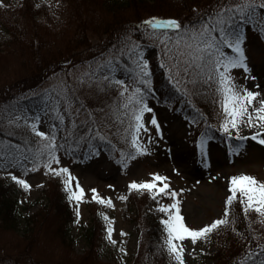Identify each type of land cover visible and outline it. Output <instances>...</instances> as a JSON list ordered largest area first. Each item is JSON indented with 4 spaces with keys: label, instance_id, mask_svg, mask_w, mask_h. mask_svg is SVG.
<instances>
[{
    "label": "rangeland",
    "instance_id": "rangeland-1",
    "mask_svg": "<svg viewBox=\"0 0 264 264\" xmlns=\"http://www.w3.org/2000/svg\"><path fill=\"white\" fill-rule=\"evenodd\" d=\"M3 1L8 4L19 2V0ZM36 1L41 7L40 19L42 23L49 27H56V30L50 32L49 39L44 37V47L50 50L64 48L70 36L69 28L65 25L66 1ZM244 27L245 29L247 27L248 30L249 24L245 23ZM2 33L0 30V35ZM26 34L32 37V30L28 28ZM102 38L104 39L106 36L91 34L93 42L102 41ZM244 44L251 72L236 68L232 70V73L238 86L246 85L252 90L261 92V96L257 98L258 102L259 99L264 98V45L256 34L246 37ZM9 49L0 43V101L14 91L17 92L25 88L37 90L55 82L54 79L39 80L35 72L30 71L27 65L34 64L28 61L27 52L19 44H12ZM144 51L145 58L149 61L158 57L155 48L144 49ZM225 51L231 52V49L225 46ZM73 55H65L64 59L55 65H80L81 55L79 53L75 57ZM166 61L170 63L169 58ZM56 68L51 69L47 76L52 74L55 77ZM70 73V76L57 74L59 76L58 92L65 94L63 88L66 83L67 92L75 91L80 98L90 99V102L86 100V110L82 112L80 105L71 104L66 99L61 100L64 112L59 109V113L55 111L57 105L51 103L50 100L43 107L42 112L37 113H34L30 106L22 104L4 110L0 102V142H2L3 134L5 136L18 135L24 137V142L30 152V155L26 154L25 160L23 158L25 166L21 169L16 164H8L0 145V161H3L0 174L6 179H12L10 174H15L28 179L29 183L33 185L31 189H28L29 193L22 198L23 209L18 218L14 221L4 219L3 224H0V264H159L153 257L148 254L144 255L140 251L141 227L130 216L133 206L128 207L129 195L134 190L129 188L132 180L151 179V174L155 172L169 176L173 189L184 190L179 191L181 213L185 222L191 227H202L225 215V208L229 206L227 197L231 194V176L247 173L264 180V144L260 143L259 139L253 138L256 133L264 135V130L258 126L241 125V135L248 138L244 141L239 140L237 146L224 145L222 141L206 136L207 155L205 156L201 154L199 147L200 137L203 134L201 133L202 125L196 124L179 108L147 100L153 112L145 113V123L148 124L149 131H142L140 136L150 151L146 154L132 156L127 168L123 163L116 162L107 154L96 151L94 148H91L89 156L74 158L67 156L65 151L60 146L58 147L57 155L60 163L53 162L52 166L68 167L73 176L78 178L80 184L85 188L83 201L77 203L71 200L75 210L79 207L80 216L69 223V232H66L60 214L51 213L52 211L41 213L42 206L49 203L44 188L51 187L57 197L65 193V198L69 199V193L66 191L62 175L48 172L42 164L33 170V163H38L37 149L40 147L41 138L32 131L31 123L34 122L35 117L39 116L37 126L40 130L47 131L53 124H59L64 137L66 134L75 135L78 131L74 127H70L71 121L69 119L59 121L60 115L86 118L89 113H93L95 105L102 99L101 90H104L109 84L108 81H103L99 89L89 88L87 84L79 87L74 84L69 85V81L76 84L81 82L79 77L86 73L84 64L78 69H71ZM114 75L120 77V73ZM251 77H255V79ZM131 78L126 75L121 79L130 85L135 82L138 86L137 72ZM62 81L64 83H61ZM181 83L186 85L183 80ZM256 85H259L258 89L255 87ZM152 115L156 116L160 124L159 131L155 125H151L149 122ZM54 118H57L59 123H55ZM147 137H151V141H148ZM59 140L60 137H57V144ZM126 146L133 149L130 154L135 152L131 143ZM233 149H238V151H233ZM32 158H34V162H31ZM52 181H57V184ZM73 183L75 185V180ZM110 185L114 187H110ZM92 188H96L102 196L112 197L115 207L100 204L93 199ZM138 191L142 197L145 193L152 196L148 191ZM122 195H126L127 200L121 199ZM174 199L170 196H161L152 202L151 207L158 217L167 218V213L160 212L158 206L161 202L172 203ZM91 212L101 215L106 226L108 221L105 219L104 213L115 218L116 231L113 232V236L118 243L112 244L107 239L106 232L94 246L96 251L89 254L90 244L84 236L83 227L90 223ZM254 214V220L250 226L244 225L243 230L239 231L235 237L230 231H225L217 237L215 231L209 235L207 241L203 238L195 244L190 238L183 241L186 249L185 264H234L239 258L237 253L242 251L241 257L245 255V250L248 247L264 245V217H260L256 212ZM121 229L126 235H120ZM226 229L233 231L231 220L225 227ZM121 247L125 248L126 252H121L119 250ZM164 249L168 256V264H179L169 254L167 247ZM228 249H233L237 253ZM217 251L221 252L218 258L209 255V253ZM237 262L235 264H240Z\"/></svg>",
    "mask_w": 264,
    "mask_h": 264
},
{
    "label": "trees",
    "instance_id": "trees-1",
    "mask_svg": "<svg viewBox=\"0 0 264 264\" xmlns=\"http://www.w3.org/2000/svg\"><path fill=\"white\" fill-rule=\"evenodd\" d=\"M65 1V25L69 28L70 36L64 48L54 50L44 47L43 43L44 37L49 39L50 32L56 30V27H49L42 23L40 19L41 7L38 6L36 0H19L15 4H8L3 1V5H0V30L3 32L0 35L1 45L9 49L12 44H19L27 52L28 61L34 64L27 65L30 71L35 72L39 80L54 79L55 81L48 87L38 88L37 90L25 88L8 94L0 101L4 110L22 104L30 106L34 113H37L42 112L43 107L48 102L51 101V103L57 105L58 101L59 109L64 112L61 100L66 99L65 97H67V102L80 105L81 112L86 110V100L90 102V99L80 98L75 91L66 92L64 95L58 92L59 76L57 74L70 76L71 69H78L84 64L86 72L96 73L95 78L85 76L83 82L76 84L69 81V85L74 84L79 87L87 84L89 88L96 87L98 89L103 81H106L101 77L109 75V73H112V75L120 73L121 78L126 75L133 78L136 75V65L133 63L136 59L135 54L132 55L131 59L125 54L122 56L121 61H114L115 68L104 64L102 65L104 70L96 72L99 63L107 61L111 55L115 54L116 50L123 48V37L130 34L131 39L142 44L144 49L155 48L158 53L157 58H152L149 61L151 74L148 78L151 83L143 84L138 81V86L148 91L146 99H153L158 103L170 104L176 109L179 108L184 115L196 124L202 125V130L208 135L222 136L220 124L224 113L220 106L221 97L216 90V85L213 83L209 86L203 80L198 79L195 84L186 83V85H183L181 83L188 90L187 94L182 92L171 82L166 68L161 64V59L167 62L166 59L169 58L168 55L163 53V45L158 40L153 41L148 38L145 26L142 23L152 16L176 17L181 19L182 22L194 21L197 17H203L211 12L222 0ZM223 2L226 3L227 0H223ZM235 2H238V0H233V3ZM248 22L251 23L252 32H258L264 42V7H257L255 17L248 19ZM238 23L243 28V21L238 20ZM28 28L32 30V37L26 34ZM147 30L151 31V27L148 26ZM159 31L169 30L161 29ZM91 34H99L100 36H106V38H102V41L99 42H93ZM77 53L81 55L79 58L80 65H55L58 61L64 59L65 55L74 54L75 57ZM54 67H57L56 73L54 72L55 77L52 74L47 76ZM120 77L117 78L121 79ZM101 93L102 99L95 105L93 113H89L86 118L63 116L64 119L71 121L70 127H74L78 131L77 134H66L64 137L60 126H58L59 124L56 125V135L60 137L58 145L65 151L67 156L83 158L90 154L91 148H94L101 152L104 151L109 157L118 162L123 158V153L130 154L133 152L132 148L126 146L131 140L129 124L133 122L130 108L123 107L126 102V95L120 94V86L115 83H109L104 90H101ZM125 112H127V115L124 114ZM63 120L59 119V121ZM53 121L59 123L57 118H54ZM213 125L215 127H212ZM47 131L51 132L52 127H49ZM97 132L102 133L106 139H101ZM3 137L8 138L3 139ZM1 140L0 145L8 164H16L17 167L23 169L25 163L22 156L30 155L24 137L18 135L5 136L3 134ZM5 158L4 161H6ZM31 162H34V158ZM2 164L3 161H0V167ZM52 182L57 184V181ZM138 192V190L131 191L128 207L133 206L130 216L141 227L140 251L144 255L148 254L153 257L159 264H168V256L164 249L166 248L164 244V225L162 219L156 215L151 207L152 202L156 199L149 196V193H145V198H143L144 196H140ZM28 193V189L0 174V224H3L4 219L14 221L18 218L23 209L22 198ZM44 193L49 203L42 206L41 213L52 211L51 213L60 214L63 218L62 225L65 226V231L69 232V223L77 218L72 201L65 198V193L57 197L51 187L44 188ZM242 201L243 198L240 196L238 200L228 206L230 208L228 219L233 223V231L225 230L228 224L222 225V227L215 230L217 237L225 231H230L235 237L239 234V231L243 230L244 225L250 226L253 222L255 212L250 211L248 215H245ZM91 213L90 223L83 227L84 236L90 244L89 254L96 251L94 246L97 245L99 239L103 238L107 229L102 216L94 212ZM233 249L228 250L236 254L237 252ZM249 249H252V251L249 252ZM218 251L209 253V255L218 258L222 249L220 253ZM241 252L236 254L241 258L236 259L237 263L262 264L264 262V247H259V245L248 247L245 250V255L240 257Z\"/></svg>",
    "mask_w": 264,
    "mask_h": 264
},
{
    "label": "snow or ice",
    "instance_id": "snow-or-ice-1",
    "mask_svg": "<svg viewBox=\"0 0 264 264\" xmlns=\"http://www.w3.org/2000/svg\"><path fill=\"white\" fill-rule=\"evenodd\" d=\"M59 2V0H57ZM0 5H3V0H0ZM257 7H264V0H238L233 3V0L220 2L216 7L203 17H197L196 20L190 22H182L176 17H159L152 16L143 21L146 35L150 40L159 41L163 45V53L168 55L170 63L161 59V64L166 68L171 82L176 85L182 92L187 94V88L181 85V80L185 83L195 84L197 80H203L204 83L211 86L216 85V90L219 92L221 101L220 106L224 116L220 124V130L225 133L230 139L235 135L241 141L248 137L241 135V125L248 127H259L264 130V98L258 90H252L246 85L238 86L235 77L232 73L233 69L242 68L245 72L250 73L251 69L248 64V57L245 52V33L240 27L238 20L243 21L246 18L252 19L256 15ZM247 14V15H246ZM148 26L151 31H148ZM167 29L169 31H159ZM123 48L116 50L115 54L111 55L107 61H102L97 65L96 72L103 71L102 65L106 64L111 68H115L114 61H121L122 56L128 55L131 59L132 55H136L135 61L136 72L143 84H150V68L149 60L145 58L143 45L133 41L131 35L127 34L123 37ZM225 46L231 49V52L225 51ZM95 72L83 73L79 79L83 82L84 77L95 78ZM191 77V80L189 79ZM255 79V77H251ZM101 79L109 83H115L120 86V94L126 95V102L123 107L130 108L132 113V123L129 124L131 129L130 143L135 149L132 154L123 153L124 167H128L129 160L134 155L146 154L150 151L144 140H141V132L149 131L148 124L145 123V113H152L153 109L147 103L148 91L136 83L131 85L124 79H118L112 73L101 77ZM61 83H64L63 81ZM67 84L64 83L63 91L67 92ZM257 89L259 85L255 86ZM130 93V94H129ZM67 99V97H65ZM59 102L55 111L59 113ZM127 115V112L124 113ZM64 119L61 114L59 117ZM27 122V121H26ZM39 116L34 118L31 123L32 131L35 132L41 140L40 147L37 149V162L33 163V170L39 165H44L48 172L55 175L63 176V183L66 186V191L69 193V200L77 203L85 199V188L80 184L78 178L73 176L72 171L65 166L53 167V162L60 163L57 150L56 125L53 124L52 131H43L37 126ZM150 124L155 125L159 131L160 124L155 115L150 117ZM212 127H215L213 125ZM127 131V130H126ZM101 139H106L102 133L97 132ZM255 139H259L260 143L264 144V135L261 133L254 134ZM151 141V137H147ZM207 137L201 134L199 147L202 155H207L206 147ZM238 151V149H233ZM12 179L22 185L25 189H31L33 185L28 179L21 176L10 174ZM151 179L142 181L132 180L130 182V190L148 191L152 194L153 199H158L161 196L174 197L172 203L159 204V211L167 213V218H162L164 230L166 233L164 244L168 252L179 264H185V245L182 243L186 239H191L195 244L198 240L204 239L207 241L209 235L217 230L221 225L230 223L228 215L230 208H225V215L215 219L209 224L202 227H191L185 222V218L181 213V201L179 199V191L172 188L170 177L160 172L151 174ZM75 180V185H74ZM110 187H114L110 185ZM230 192L227 197V204L230 206L240 196L243 197V211L248 215L250 211L259 213L260 217H264V180L258 179L255 175L242 173L230 177ZM93 199L100 204L115 207L112 197L102 196L96 188L91 189ZM127 200L126 195L120 197ZM77 218L80 216L79 207L76 208ZM108 221L107 224V239L112 244H117L118 241L114 238L113 232L115 229V218L103 214ZM79 222V220H77ZM120 235H126L123 230H120ZM264 247V245H259ZM121 252H126V249L121 247ZM194 251V249H193ZM252 249H249L251 252ZM264 264V262H262Z\"/></svg>",
    "mask_w": 264,
    "mask_h": 264
}]
</instances>
